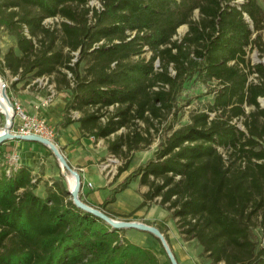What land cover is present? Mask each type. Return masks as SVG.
Wrapping results in <instances>:
<instances>
[{
  "label": "trees",
  "instance_id": "16d2710c",
  "mask_svg": "<svg viewBox=\"0 0 264 264\" xmlns=\"http://www.w3.org/2000/svg\"><path fill=\"white\" fill-rule=\"evenodd\" d=\"M0 32L12 42L0 53L7 96L39 79L66 90L60 126L103 139L123 160L117 174L185 83L215 82L206 111L161 138L99 209L128 219L134 211L104 208L137 180L147 190L136 210L157 203L209 264H264V65L248 58L263 52L257 0H0ZM7 168L0 153V264H160L125 229L75 206L62 174L42 180L43 165L20 160Z\"/></svg>",
  "mask_w": 264,
  "mask_h": 264
},
{
  "label": "rangeland",
  "instance_id": "374dc122",
  "mask_svg": "<svg viewBox=\"0 0 264 264\" xmlns=\"http://www.w3.org/2000/svg\"><path fill=\"white\" fill-rule=\"evenodd\" d=\"M236 3H242L243 0H234ZM258 3L264 8V0H257ZM95 2H91L90 5H95ZM194 17H197V12H195ZM50 22V21H49ZM186 32V27L181 26L177 30L176 38H181ZM12 44L11 39L4 35V33L0 32V53H3L8 46ZM260 47L263 49V52H260L258 48L253 47L248 51V58L250 59L251 63H262L264 65V34L262 35V40ZM250 77L249 79H251ZM1 85H5L4 91L6 93V89L9 86V82L6 79L0 78V91ZM17 91L12 93V98H9L11 102L18 103L21 107V100L19 96L23 94H28L32 92L34 95H37L39 91L46 89L47 93L44 99L50 97V99H53V97H56L58 94H61L62 96H65L67 98L68 92L64 90L63 88L60 90H57L55 87V83H49L46 79H39L36 80V82H32L29 86L21 87L19 84L17 86ZM217 85L215 82H200L194 80H190L181 89L177 100L175 102V106L171 113L167 114L164 119H162L159 122H155L153 128L150 129L151 133V141L150 144L147 146H142L141 149L136 150L132 152L130 156V161L128 164V168L126 171L122 172L121 174H117L118 167H121L123 164V160L118 159L111 154H108V152L105 150V141H100V148H102V156L100 157V160H98L97 163H100V165L104 168V172L108 173V176L111 177V180L113 183H116L117 187L128 175L129 173L133 172L139 165L146 162L148 159L152 157V154L154 150L156 149L157 145L160 142V139L164 136H168L171 134L175 129L185 125L189 122L190 115L195 112H203L206 111V107L209 103H211L213 98V93L216 91ZM7 95V94H6ZM259 103L261 107H264V97L259 98ZM13 114H14V107ZM246 111L249 110L248 107L245 108ZM38 115V114H37ZM39 116V115H38ZM45 119V118H44ZM46 120V119H45ZM5 115L0 112V131L3 130L5 126ZM17 118L12 117V124L13 122H16ZM48 123V121H47ZM51 125V124H49ZM142 126V125H141ZM237 126L240 129H243V126L240 122H237ZM13 127V126H12ZM11 127V129H12ZM52 129L56 132V127L54 125H51ZM157 129V130H156ZM9 141V140H8ZM55 141V138L53 139V142ZM98 142L95 140H92V145H96ZM55 144V143H54ZM4 143L0 144V153L6 154L11 153L10 150L4 151L2 148ZM104 148V149H103ZM56 160L55 158H53ZM53 163V162H52ZM56 163V162H54ZM55 165V164H54ZM60 169V168H59ZM67 177L70 178V175L67 174ZM137 184L135 185L134 190L125 192L120 196V203L121 205L129 206L130 212H133L132 215L128 219L120 218L117 216L112 217L114 220H127V221H133L132 219L134 217H137L134 215V213L142 212L143 210L150 208L149 212L150 215L154 213L155 218L158 220L160 224L164 226V233L167 238V244L172 251L176 261L178 264H209V261L201 255V248L198 246V244L195 241H184L180 236H177L174 233V221L170 217L169 213L165 211L162 207H160L157 203L151 202L149 206L144 207L142 209L136 210V207L138 204H136V195L134 192H139L140 185L138 184V181H133L130 184ZM114 187V188H115ZM145 189V187H144ZM118 194V193H117ZM116 194V195H117ZM141 200V194H139ZM110 211V210H109ZM115 214H120L116 211H110ZM129 212V213H130ZM162 220V221H161ZM165 223V224H164ZM154 226V225H151ZM255 233L257 236L262 240V230L257 229L255 230ZM124 236L129 239L131 242L140 245L142 247L150 249L159 259L160 264H170L167 255L161 245L160 242H158L156 239H154L149 233L146 232H140L133 229H125Z\"/></svg>",
  "mask_w": 264,
  "mask_h": 264
},
{
  "label": "crops",
  "instance_id": "0c3cea01",
  "mask_svg": "<svg viewBox=\"0 0 264 264\" xmlns=\"http://www.w3.org/2000/svg\"><path fill=\"white\" fill-rule=\"evenodd\" d=\"M182 26H185L187 31V26ZM46 93L47 90L43 89L39 91L37 95H34L32 92H30L29 95L23 94L19 96L22 104L21 108L29 115H39L38 117H42L43 119L45 118V121H48V125L51 124L56 127V132L54 131V143L64 156L69 166L79 173L82 184L79 193L82 196V199L86 204L99 209L103 202L108 199L112 189L116 186V183L112 182L111 177L108 176V173L104 172V168L100 165L101 162L97 163L103 154L102 148H100V141L104 140H95L93 137L83 136L78 128L77 123H72L67 127L60 126L59 123L62 118V109L66 103V98L61 94H58L56 97H53V99H50L45 105H42ZM248 108L249 110L251 109L250 107ZM79 115L80 114L78 112H72L73 119H77ZM18 124V121L14 122L12 129L16 130ZM51 125L49 126L51 127ZM92 140H95L98 143L93 146ZM2 148H4L2 149L4 151H16L19 155V160L21 163L27 167H34L35 172L37 171V165H43L44 174L42 176V180H49L50 182L59 174H62L61 170L59 169V165L54 163L56 161L53 159V155H48L46 149L34 144V142L9 140L4 142ZM104 148L108 152L106 145ZM108 154L110 153L108 152ZM89 183L90 186L88 185ZM66 184L67 187H69L67 179ZM135 185L137 186L135 183L129 184L126 189L115 195V201L105 206L104 209L108 211H116L120 214L129 213L131 208H129V206L121 205L119 198L125 192L131 190L133 191ZM140 187L141 188L139 192H134L137 197L135 200L136 204L141 202L139 194H142L147 190L146 187L144 189V186ZM146 210L147 209L140 213H134V215L137 217H134L132 220L147 225H154L158 229H161L164 233V226L157 222L158 220L155 218L154 213L150 215V213H148L150 208L148 211ZM174 233L177 236H180L176 227H174Z\"/></svg>",
  "mask_w": 264,
  "mask_h": 264
},
{
  "label": "water",
  "instance_id": "95a60500",
  "mask_svg": "<svg viewBox=\"0 0 264 264\" xmlns=\"http://www.w3.org/2000/svg\"><path fill=\"white\" fill-rule=\"evenodd\" d=\"M1 93H2L3 97L6 99L9 106L12 108V102L7 97L4 89H1ZM12 117H13V114H12ZM12 117H11V120L9 122V126H8L7 130L0 135V144L6 142L8 140H16V141L36 142V143H40L43 146L47 147L50 150V152L52 153L53 157L56 159V161L60 167L62 175L64 177H66V179L68 181V184H69L68 191H69L71 200L75 204V206H77L78 208H80V209H82V210H84V211H86V212H88V213H90L96 217H99L106 224H108L109 226H111L114 229H133V230H137L140 232H146V233L153 235L161 243L170 264H178L173 253H172V251L170 250L163 234L159 231V229L157 227L147 225V224L137 222V221L114 220L113 218L106 215L100 209L92 207V206L84 203L83 201H81L79 199V191L82 187L81 177L76 170H74L73 168H71L69 166V164L67 163V161L65 160L64 156L59 151L57 146L54 144V142L49 140V139H46L44 137L33 135V134L20 135V134L12 133V130H11ZM66 173L69 174L71 180H73L72 184L70 183L69 178L67 177Z\"/></svg>",
  "mask_w": 264,
  "mask_h": 264
},
{
  "label": "built area",
  "instance_id": "2783aa9c",
  "mask_svg": "<svg viewBox=\"0 0 264 264\" xmlns=\"http://www.w3.org/2000/svg\"><path fill=\"white\" fill-rule=\"evenodd\" d=\"M1 88L4 89L5 85H1ZM49 100L50 97L44 99L42 105H45ZM12 107H14L15 110L13 119L17 118L19 123L16 130L11 129L12 133L20 135L33 134L53 141L54 130L47 124L45 119L36 115H29L25 113L21 106L16 102H12ZM4 159L5 164L8 166L7 173H10L11 169L16 170V168L19 166V155L16 151H11V153L6 154ZM88 185L90 186V183Z\"/></svg>",
  "mask_w": 264,
  "mask_h": 264
},
{
  "label": "bare ground",
  "instance_id": "6f19581e",
  "mask_svg": "<svg viewBox=\"0 0 264 264\" xmlns=\"http://www.w3.org/2000/svg\"><path fill=\"white\" fill-rule=\"evenodd\" d=\"M0 112H2L5 115V119H6L5 126L3 130L0 131V135H1L3 132L7 130L13 114L12 108L9 106L6 99L3 97L1 91H0ZM69 181L71 184L73 183V180H71V178H69Z\"/></svg>",
  "mask_w": 264,
  "mask_h": 264
}]
</instances>
